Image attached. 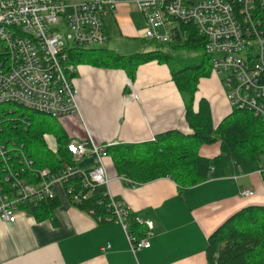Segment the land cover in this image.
<instances>
[{
    "label": "built area",
    "instance_id": "2783aa9c",
    "mask_svg": "<svg viewBox=\"0 0 264 264\" xmlns=\"http://www.w3.org/2000/svg\"><path fill=\"white\" fill-rule=\"evenodd\" d=\"M144 16L146 38L169 44L181 26H194L205 38L212 71L222 78L233 109L251 113L264 126V0H126ZM120 0H0V106L15 105L54 119L79 113L74 86L75 65L69 50L103 46L108 42L107 19ZM0 117V221L15 224L32 207L58 198L61 186L70 203L88 200L83 190L104 188L108 217L125 231L133 252L149 249L152 222L135 221L146 228V238L130 233V210L110 192L106 160L113 144L98 145L92 138L67 145L74 163L58 172L36 169L24 146L4 136ZM19 120V119H14ZM12 120V121H14ZM21 120V119H20ZM22 121V120H21ZM91 159L82 170L77 164ZM264 182V164L256 171ZM80 180V189L73 184ZM133 187L138 184L126 179ZM250 189L241 192L251 196Z\"/></svg>",
    "mask_w": 264,
    "mask_h": 264
},
{
    "label": "crops",
    "instance_id": "0c3cea01",
    "mask_svg": "<svg viewBox=\"0 0 264 264\" xmlns=\"http://www.w3.org/2000/svg\"><path fill=\"white\" fill-rule=\"evenodd\" d=\"M120 1L119 6L126 5V0ZM119 10L124 12L121 7ZM117 20L114 13L106 21L108 41L113 25L119 23L123 37L136 38L128 18L126 22ZM121 41L112 51L130 56L121 54L125 40ZM73 81L79 113L60 119L70 142L92 138L100 146L136 145L153 142L169 131L192 133L186 102L172 71L162 63L141 65L134 80L122 69L75 65ZM199 85L194 109L198 111L205 99L218 127L232 113L223 86L215 74ZM199 153L204 158H216L221 154V142L202 145ZM107 161L111 194L126 204L133 218L154 225L149 249L133 252L120 224L98 222L92 214L72 205L58 186L53 218L40 222L26 214L15 224L0 221V264H208L210 236L242 209L264 206V182L256 171L210 179L181 191L170 178L133 187L126 176L116 172L112 161ZM92 166L91 159L77 164L82 170ZM244 189H250L251 196L243 198Z\"/></svg>",
    "mask_w": 264,
    "mask_h": 264
},
{
    "label": "trees",
    "instance_id": "16d2710c",
    "mask_svg": "<svg viewBox=\"0 0 264 264\" xmlns=\"http://www.w3.org/2000/svg\"><path fill=\"white\" fill-rule=\"evenodd\" d=\"M264 22V14L260 17ZM155 50L130 56H121L111 50L99 51L90 57L89 48L74 47L69 50L70 63L73 65L90 64L100 68L125 70L130 80H134L141 65L150 62L165 64L173 58V51H191L196 57L182 70L172 72L173 81L186 102V119L191 134L169 131L159 135L155 141L119 145L108 149L107 160L119 175H124L137 184L148 183L160 178L172 179L181 191L199 186L210 179L228 177L235 174H250L264 164V126L251 113L233 109L218 127L212 120L209 103L203 99L198 111L194 109L195 95L202 79L210 77L211 58L206 54V40L194 26H181L169 44L150 41ZM170 47L171 52L161 48ZM35 113V112H33ZM14 114V113H12ZM43 119H9L4 123L5 137L24 146L26 154L34 161L36 169H50L58 172L74 160L67 149L70 143L63 128L59 134L53 128L54 119L39 113ZM8 115V114H6ZM22 121H21V120ZM14 120V121H12ZM50 135H57V149L48 145ZM221 142V154L213 159L200 156L202 145ZM80 180L73 184L80 189ZM81 190V189H80ZM88 200L77 207L98 217H108V198L104 188L83 190ZM58 200H52L32 207L28 214L37 221L53 218ZM130 233L141 240L147 231L134 218L130 219ZM208 264H264V206H249L229 218L209 238L206 250Z\"/></svg>",
    "mask_w": 264,
    "mask_h": 264
},
{
    "label": "rangeland",
    "instance_id": "374dc122",
    "mask_svg": "<svg viewBox=\"0 0 264 264\" xmlns=\"http://www.w3.org/2000/svg\"><path fill=\"white\" fill-rule=\"evenodd\" d=\"M77 1H82V0H67V2H77ZM120 7L121 9L124 10L120 14ZM115 15L119 20L117 22H126V19L131 22L132 27L134 29V32L136 33V38L134 39H129L128 37H123L122 33V26L120 25H113V30L111 33V40L108 41L106 44L103 46H93V47H87L89 48L90 52L89 54L91 55L90 57H95L99 51L102 50H115V47L121 46V40H125V46L123 50H121L122 55H134L138 53H146L155 50V46L150 43V41L146 38V24H145V19L142 13L133 5V4H126L125 6H119L117 10L115 11ZM126 18V19H125ZM108 22H116L115 20H109ZM112 24V23H111ZM123 38V39H122ZM122 48V47H121ZM165 53L166 52H171L173 49L170 47H164L161 48ZM120 53V52H119ZM196 53L191 52V51H173L172 56L173 58L166 61L164 65L168 66L172 72L174 71H179L182 70L184 67L189 65L192 61L191 59H194L196 57ZM206 69L208 71H212L211 67L209 65L206 66ZM212 75L214 74L213 71L211 73ZM211 75V76H212ZM217 76V75H215ZM219 81L221 82L223 86V91L225 94V97L227 99V93L225 91V87L222 82V78L217 76ZM210 78V77H208ZM206 78V79H208ZM200 91V85L198 92ZM197 92V93H198ZM197 95V94H196ZM195 95V98H196ZM183 97V96H182ZM184 98V97H183ZM228 101V99H227ZM229 102V101H228ZM230 104V103H229ZM231 109L233 110L232 106L230 105ZM14 113V114H12ZM8 114V115H6ZM20 115H25L26 119H43L46 117H43L41 115L35 114L31 111H28L24 108L17 107L15 105H2L0 106V117L4 115L5 118L7 119H18L16 117H19ZM53 128L55 131L59 134V129L62 128L61 121L56 120L53 121ZM48 145L51 149L56 150L58 145H57V135H50L48 139ZM201 148V147H200ZM107 169H108V161H107Z\"/></svg>",
    "mask_w": 264,
    "mask_h": 264
}]
</instances>
